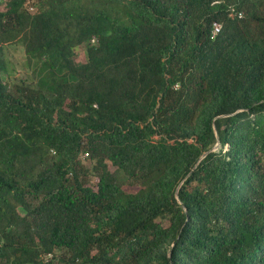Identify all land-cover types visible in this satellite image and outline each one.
Listing matches in <instances>:
<instances>
[{"label": "trees", "instance_id": "obj_1", "mask_svg": "<svg viewBox=\"0 0 264 264\" xmlns=\"http://www.w3.org/2000/svg\"><path fill=\"white\" fill-rule=\"evenodd\" d=\"M0 264H264V0H0Z\"/></svg>", "mask_w": 264, "mask_h": 264}, {"label": "rangeland", "instance_id": "obj_2", "mask_svg": "<svg viewBox=\"0 0 264 264\" xmlns=\"http://www.w3.org/2000/svg\"><path fill=\"white\" fill-rule=\"evenodd\" d=\"M33 11H34V9H33ZM77 52H78V58L80 60L85 58L83 49H80ZM6 59H7L9 70H10L11 74L14 75V73H15L16 77H23L24 73H25V69H24L25 57L23 55L22 48H20V47L8 48L6 50ZM85 158L86 157L83 156L82 161H83V163H85L87 165Z\"/></svg>", "mask_w": 264, "mask_h": 264}, {"label": "built area", "instance_id": "obj_3", "mask_svg": "<svg viewBox=\"0 0 264 264\" xmlns=\"http://www.w3.org/2000/svg\"><path fill=\"white\" fill-rule=\"evenodd\" d=\"M231 11H233V7L230 8ZM33 11V8H30V12ZM238 18L242 17L241 13L236 14ZM222 29V25L220 23H213L211 27V35L212 37H215ZM85 157V156H84Z\"/></svg>", "mask_w": 264, "mask_h": 264}, {"label": "water", "instance_id": "obj_4", "mask_svg": "<svg viewBox=\"0 0 264 264\" xmlns=\"http://www.w3.org/2000/svg\"><path fill=\"white\" fill-rule=\"evenodd\" d=\"M217 147H218V145L214 149H216Z\"/></svg>", "mask_w": 264, "mask_h": 264}]
</instances>
